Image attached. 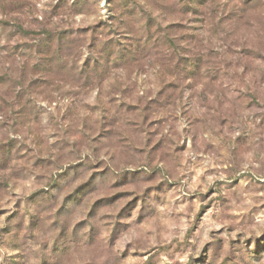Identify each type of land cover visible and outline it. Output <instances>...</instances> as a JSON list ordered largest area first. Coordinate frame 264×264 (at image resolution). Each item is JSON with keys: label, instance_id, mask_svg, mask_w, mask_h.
<instances>
[{"label": "rangeland", "instance_id": "1", "mask_svg": "<svg viewBox=\"0 0 264 264\" xmlns=\"http://www.w3.org/2000/svg\"><path fill=\"white\" fill-rule=\"evenodd\" d=\"M187 1L0 0V264H264V27Z\"/></svg>", "mask_w": 264, "mask_h": 264}, {"label": "trees", "instance_id": "2", "mask_svg": "<svg viewBox=\"0 0 264 264\" xmlns=\"http://www.w3.org/2000/svg\"><path fill=\"white\" fill-rule=\"evenodd\" d=\"M180 2V5L187 3V0H178ZM211 0H191V5H193L191 8L192 10H196V7L200 6H206L207 2ZM221 2L215 3L214 5H217L219 9L222 6L223 2L226 6H230V9L227 11L223 10V14L220 16L219 20L215 22L214 25H218V28H222L223 30L226 28H233L235 24L241 25L242 21L244 19H253L251 22H257L262 27H264V11L262 10V7H264V3H262V0H220ZM215 0H212V3H214ZM264 2V0H263ZM217 9L216 7H213V9ZM218 10V9H217ZM218 14V13H217ZM212 15H214V11L212 12ZM216 18V16H213V20ZM260 35H264V31L259 33ZM227 36L233 37L235 34L233 32H230ZM175 52L177 51V48H175Z\"/></svg>", "mask_w": 264, "mask_h": 264}]
</instances>
